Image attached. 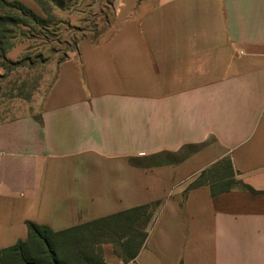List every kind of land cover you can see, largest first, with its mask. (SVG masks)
I'll return each mask as SVG.
<instances>
[{
    "label": "crops",
    "instance_id": "0c3cea01",
    "mask_svg": "<svg viewBox=\"0 0 264 264\" xmlns=\"http://www.w3.org/2000/svg\"><path fill=\"white\" fill-rule=\"evenodd\" d=\"M222 158L254 191L190 185ZM150 202L139 264H264V0H112L107 31L0 119V248L26 221L60 230Z\"/></svg>",
    "mask_w": 264,
    "mask_h": 264
},
{
    "label": "trees",
    "instance_id": "16d2710c",
    "mask_svg": "<svg viewBox=\"0 0 264 264\" xmlns=\"http://www.w3.org/2000/svg\"><path fill=\"white\" fill-rule=\"evenodd\" d=\"M45 17H54L49 3L68 8L70 0H34ZM18 10L22 19L0 12V60L8 61L6 52L12 42L6 38L9 29L5 22L28 24L29 20L42 24L45 17L34 13L17 0H0L1 6ZM83 37V35L81 36ZM79 37V38H81ZM74 48V47H73ZM212 171L211 173H209ZM209 173L210 178H206ZM206 183L211 193L228 190L234 184L254 191L247 184L234 179V172L227 158H222L201 171L191 186ZM158 202L130 207L99 218L52 230L47 225L26 221L27 235L23 240L0 248V264H107L102 245L117 243L125 255L124 262L134 258L143 247L147 226Z\"/></svg>",
    "mask_w": 264,
    "mask_h": 264
},
{
    "label": "rangeland",
    "instance_id": "374dc122",
    "mask_svg": "<svg viewBox=\"0 0 264 264\" xmlns=\"http://www.w3.org/2000/svg\"><path fill=\"white\" fill-rule=\"evenodd\" d=\"M49 5L54 17H45L43 13L42 24L31 20L27 26L5 22L8 41L13 45L21 42L25 49L15 58L0 60V119L21 115L36 106L50 82L55 62L72 53L79 37L88 35L95 39L107 31L112 0H70L68 8ZM53 9L76 14L78 22L75 25L64 22L55 16ZM1 11L22 19L18 10L10 6H1ZM209 173L206 178H210ZM102 249L106 263L124 262L125 255L117 243H105Z\"/></svg>",
    "mask_w": 264,
    "mask_h": 264
},
{
    "label": "built area",
    "instance_id": "2783aa9c",
    "mask_svg": "<svg viewBox=\"0 0 264 264\" xmlns=\"http://www.w3.org/2000/svg\"><path fill=\"white\" fill-rule=\"evenodd\" d=\"M122 264H139V263L137 262V260L134 257V258H131V259L123 262Z\"/></svg>",
    "mask_w": 264,
    "mask_h": 264
}]
</instances>
